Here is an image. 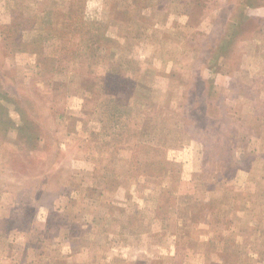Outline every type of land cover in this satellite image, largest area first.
I'll list each match as a JSON object with an SVG mask.
<instances>
[{"label":"rangeland","instance_id":"rangeland-1","mask_svg":"<svg viewBox=\"0 0 264 264\" xmlns=\"http://www.w3.org/2000/svg\"><path fill=\"white\" fill-rule=\"evenodd\" d=\"M0 264H264V0H0Z\"/></svg>","mask_w":264,"mask_h":264}]
</instances>
